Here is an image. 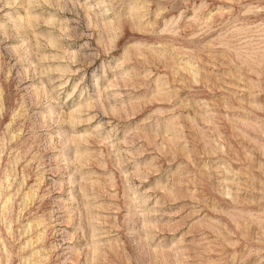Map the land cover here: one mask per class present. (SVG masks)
Returning a JSON list of instances; mask_svg holds the SVG:
<instances>
[{"label": "rangeland", "instance_id": "374dc122", "mask_svg": "<svg viewBox=\"0 0 264 264\" xmlns=\"http://www.w3.org/2000/svg\"><path fill=\"white\" fill-rule=\"evenodd\" d=\"M0 264H264V0H0Z\"/></svg>", "mask_w": 264, "mask_h": 264}]
</instances>
